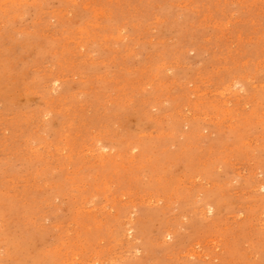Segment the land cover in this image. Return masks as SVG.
Here are the masks:
<instances>
[{
  "label": "rangeland",
  "instance_id": "374dc122",
  "mask_svg": "<svg viewBox=\"0 0 264 264\" xmlns=\"http://www.w3.org/2000/svg\"><path fill=\"white\" fill-rule=\"evenodd\" d=\"M0 264H264V0H0Z\"/></svg>",
  "mask_w": 264,
  "mask_h": 264
}]
</instances>
